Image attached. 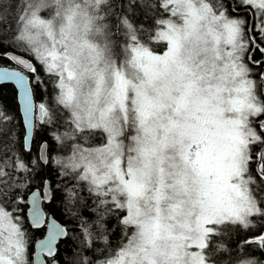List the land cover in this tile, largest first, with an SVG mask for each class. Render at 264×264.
<instances>
[{
	"label": "snow or ice",
	"instance_id": "obj_1",
	"mask_svg": "<svg viewBox=\"0 0 264 264\" xmlns=\"http://www.w3.org/2000/svg\"><path fill=\"white\" fill-rule=\"evenodd\" d=\"M8 7L0 60L20 70L0 81L64 154L45 140L31 156L25 136V161L0 109V264H61L69 230L42 209L48 192L20 214L47 164L79 229L66 264H264V0H17L14 27ZM240 231L254 235L234 253Z\"/></svg>",
	"mask_w": 264,
	"mask_h": 264
},
{
	"label": "trees",
	"instance_id": "obj_2",
	"mask_svg": "<svg viewBox=\"0 0 264 264\" xmlns=\"http://www.w3.org/2000/svg\"><path fill=\"white\" fill-rule=\"evenodd\" d=\"M5 4L9 5V7L8 10L4 13L7 19H5L3 23L4 25H9L11 27H14L15 17L17 14L16 13L17 0H5ZM10 53L12 52L10 51ZM254 54L255 57L258 59L261 57V54L259 52H255ZM0 66L14 67L13 63L10 60H0ZM256 71H259V69H256ZM44 93H45L44 89H39L34 92L36 105H38L41 102H47L50 100L52 93L51 82H49L47 86L48 95H45ZM0 109H2L7 114V116L11 117V121L8 126L14 129L16 133L18 150L22 155L23 159L25 161H28L30 159L29 153H26L23 147L24 138H25V128L20 113L19 104L17 101V91L14 86L9 84L0 85ZM49 131H50L49 129H47L46 127H42L40 125V120L37 114L35 132L31 147V156H37L39 154V145L43 143L45 140L50 145L51 149H55V151L51 152V155L55 156L57 154L60 155L64 154L62 151H60V149L57 147L55 142L52 140L51 136L49 135ZM41 180L49 181L52 197L53 196L55 197V199H51L50 203L45 204V210L47 214L53 215L57 221H59L64 226H66L67 229L69 230V237L67 239L62 240L59 244V259L61 261V264H66V262L72 258L74 251L77 248V242L74 239H72V237L78 234L79 229L77 227L76 222L72 220L71 217L62 214L61 211L62 192L59 190L53 191V189H56L57 187H59V189H63L64 185L60 183L57 175V170L52 164L42 165L40 170L36 172L35 180L32 182L30 187L25 190L24 195L26 201L29 195L33 191H35L36 189L42 190L44 186L41 185ZM84 194L86 195V193ZM21 207H22V211L20 213L21 216L27 217V208H28L27 204L22 205ZM84 215L89 218H91L92 216V214L87 211L84 212ZM27 223L28 221H26V225ZM115 223L116 221L114 218H110L107 221L109 230H111V228ZM29 231L32 232L34 236L33 243L30 248L31 254L33 256L35 240L42 238V235L40 232L34 229H29ZM119 235H120L119 229H117L114 233L110 235V242L112 246L116 245ZM246 235L248 237H252L254 233L253 232L245 233L243 231H240L238 234H234L231 240L227 241V243L232 247L234 253L236 250V242L238 240H243ZM248 251L251 252L252 249L249 248ZM254 254L257 259H264V255H262L260 252H255Z\"/></svg>",
	"mask_w": 264,
	"mask_h": 264
},
{
	"label": "water",
	"instance_id": "obj_3",
	"mask_svg": "<svg viewBox=\"0 0 264 264\" xmlns=\"http://www.w3.org/2000/svg\"><path fill=\"white\" fill-rule=\"evenodd\" d=\"M10 54H12V53H10ZM13 65H14V67H8V68H13V69H16V70H20L14 63H13ZM0 67H4V66H0ZM3 84L12 85V86L15 87V89L17 91V101H18V104H19L20 113H21L22 120H23V124H24V128H25V136L28 137L29 147L31 149L32 143H33L34 132H35V125H36V117H37V114H38V117H40L39 109L38 108H34V110H33L32 124L34 125V127H28V126H26L27 118H26L25 112H24V99H23V94H22L21 90L15 85V83H13L11 81H0V85H3ZM32 98H33L34 105H36V100H35V97H34V93H33V97ZM37 190L40 192L41 196H43V193L45 191L48 192L49 199L47 201H43V203L41 205L42 209L46 212V210H45V204L50 203V201L52 199V192H51V189H50V184H48L47 186H44L42 188V190L36 189L35 191H37ZM30 196H31V194L29 195V197ZM26 204H27V207H28L27 208V215H28V211H29V209L31 207V201L29 199H27ZM46 214H47V212H46ZM42 238H40V239H42ZM62 240H64V239H62ZM60 242H59V244H60ZM32 258L34 260L37 259V249H36L35 244H34V252H33ZM39 259H43V257H40ZM37 264H38V262H37Z\"/></svg>",
	"mask_w": 264,
	"mask_h": 264
}]
</instances>
